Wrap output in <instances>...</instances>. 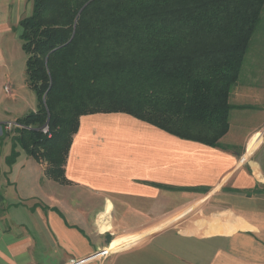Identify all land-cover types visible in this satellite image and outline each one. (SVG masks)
Listing matches in <instances>:
<instances>
[{
  "label": "crops",
  "instance_id": "obj_1",
  "mask_svg": "<svg viewBox=\"0 0 264 264\" xmlns=\"http://www.w3.org/2000/svg\"><path fill=\"white\" fill-rule=\"evenodd\" d=\"M32 9L0 0V264H264V94L250 103L253 123L230 115L216 146L97 112L80 117L65 183L20 145L7 162L16 131L6 123L38 107L19 25ZM244 69L230 98L264 90ZM189 185L205 189L167 187Z\"/></svg>",
  "mask_w": 264,
  "mask_h": 264
},
{
  "label": "trees",
  "instance_id": "obj_2",
  "mask_svg": "<svg viewBox=\"0 0 264 264\" xmlns=\"http://www.w3.org/2000/svg\"><path fill=\"white\" fill-rule=\"evenodd\" d=\"M263 8L264 0H33L19 25L38 107L17 119L26 127L7 162L20 145L65 183L80 117L97 112H125L218 145Z\"/></svg>",
  "mask_w": 264,
  "mask_h": 264
},
{
  "label": "rangeland",
  "instance_id": "obj_3",
  "mask_svg": "<svg viewBox=\"0 0 264 264\" xmlns=\"http://www.w3.org/2000/svg\"><path fill=\"white\" fill-rule=\"evenodd\" d=\"M261 46H262V49L264 51V8H263V11H262L261 20L258 23V25H257V27H256V29H255V31L253 33V36L251 38L250 47L248 48V50L246 52V55H245V58H244V61H243V63H245V69L243 70L244 71V79L245 80L249 79L248 74L250 73V74L253 75V77L259 79L260 81H264V57L261 55V54H263V52L261 51ZM259 53H260L261 57L257 56V54H259ZM239 76H240V74H239ZM233 88H234V86H233ZM32 92H34V94H36V92L33 89H32ZM243 92L245 93V96L243 98L242 97L241 98H236V92H235L234 93L235 98L231 97V98H228V99H230V102L232 100L235 101V102H238V101L242 102L240 104H236V103L234 104V103L231 102L232 103V108H231L230 115H231L232 120L234 121V118L236 116H239L241 114V112L244 115H246L248 113L249 116L248 115L245 116L244 119H242V123H240L242 126H246L248 123H253V120H255L257 118V112H256L257 111L256 110L257 107L255 106L256 104L253 105V104H250V103H253L254 101L257 102L259 99L262 100L263 98L261 97V94L263 96L264 90H248V91L244 90ZM254 106H255V108H254ZM229 121H230V119H229ZM41 129H42V131L44 133H47L49 136H51L48 124L43 125L41 127ZM10 131H14V132L16 131V134H17L18 129L17 130L10 129ZM220 139H219V141H220ZM45 162H47V161H45ZM47 166H48V163H47ZM46 174L49 175L47 173V171H46ZM146 236H148V234H146L144 237H146ZM108 245H110V243L107 244V246ZM118 250H120V249H118ZM118 250H110V252L114 253V252H116ZM106 256L107 255L106 254L104 255V253H102V254L98 253L96 258L93 259L92 261H96L97 262V261H99L100 259H103ZM79 260L80 259H74V260L71 261L70 264H74L75 262H77ZM91 263H93V262H91Z\"/></svg>",
  "mask_w": 264,
  "mask_h": 264
},
{
  "label": "built area",
  "instance_id": "obj_4",
  "mask_svg": "<svg viewBox=\"0 0 264 264\" xmlns=\"http://www.w3.org/2000/svg\"><path fill=\"white\" fill-rule=\"evenodd\" d=\"M21 127H26L23 123L19 122L18 120H9L6 123V128L9 129H16V128H21ZM107 249L101 251V253L106 252ZM81 260L75 262L74 264H79Z\"/></svg>",
  "mask_w": 264,
  "mask_h": 264
},
{
  "label": "bare ground",
  "instance_id": "obj_5",
  "mask_svg": "<svg viewBox=\"0 0 264 264\" xmlns=\"http://www.w3.org/2000/svg\"><path fill=\"white\" fill-rule=\"evenodd\" d=\"M16 129H19V128H16ZM16 129H15V130H16ZM81 261H82V260H81ZM81 261H80V262H81Z\"/></svg>",
  "mask_w": 264,
  "mask_h": 264
}]
</instances>
